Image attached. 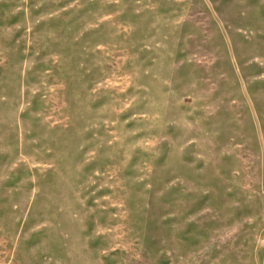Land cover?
I'll use <instances>...</instances> for the list:
<instances>
[{
    "label": "rangeland",
    "instance_id": "1",
    "mask_svg": "<svg viewBox=\"0 0 264 264\" xmlns=\"http://www.w3.org/2000/svg\"><path fill=\"white\" fill-rule=\"evenodd\" d=\"M0 264H264V0H0Z\"/></svg>",
    "mask_w": 264,
    "mask_h": 264
}]
</instances>
